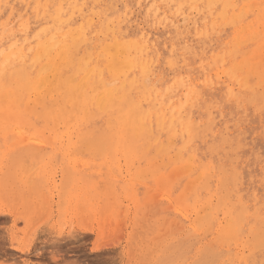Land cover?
<instances>
[{
  "label": "rangeland",
  "instance_id": "rangeland-1",
  "mask_svg": "<svg viewBox=\"0 0 264 264\" xmlns=\"http://www.w3.org/2000/svg\"><path fill=\"white\" fill-rule=\"evenodd\" d=\"M225 1L77 0L72 15L73 0H0V58L13 44L25 53L0 73L11 93L0 107L22 120L0 121V264H264V0ZM61 2L72 27L93 18L90 44L56 60L64 82L46 86L40 33L54 30ZM112 31L147 45L160 95L138 111L149 137L122 142L133 144L130 163L116 149L118 117L140 94L103 107L95 77L83 85L79 69L112 80L100 54ZM242 59L261 75L236 69ZM162 113L178 117L171 145ZM149 163L168 188L139 173ZM83 183L93 206L66 205Z\"/></svg>",
  "mask_w": 264,
  "mask_h": 264
},
{
  "label": "bare ground",
  "instance_id": "bare-ground-1",
  "mask_svg": "<svg viewBox=\"0 0 264 264\" xmlns=\"http://www.w3.org/2000/svg\"><path fill=\"white\" fill-rule=\"evenodd\" d=\"M210 4H215L216 2L225 3V7L230 5V2L225 0H208ZM77 8V0H73V9L71 14L73 15ZM46 8L44 12H46ZM65 11L63 7V2L54 10L53 20L55 21L54 30L50 28H45L41 31L40 36L42 41L39 43V55L44 57L50 63V70L52 79L49 80V75L45 74L41 76L40 81L46 85L51 86L56 84V82L61 81L60 68L55 67L56 60L60 61L61 65L67 63L69 57L73 56L75 52L78 51L81 45L89 48V37L88 29L91 26L93 18L88 20V24H82L79 27H72L71 22L66 23L64 19ZM72 18V16H71ZM73 20V18H72ZM22 28L24 31H27L28 23H22ZM242 31V30H241ZM240 32V31H239ZM112 37L110 40H105L104 44L100 46V54L103 57V62L106 70L112 76L110 82H106L103 77L102 70H92L89 69L87 64L85 66L80 65L79 69L85 73L83 78V85L89 83L90 79L95 77V81L98 83L100 89V100L103 107L109 106L117 100H126V91H136L139 93V99L132 103L130 106V114L120 115L119 125L121 126V132L116 136V149L122 153L128 162H132L135 157V150L133 149V144L129 146H122V142L129 135L134 139H139L141 136L147 135L149 137L148 131L146 129V120L145 117H137L139 115L138 111L142 109L143 101H152L157 103L159 101V93H156V82L150 77L149 70V61L146 59L147 56V45L141 44L139 41H134L131 39H125L122 36L117 35L114 31L111 32ZM243 34H237L234 37L236 43L241 42ZM256 51V50H255ZM25 58V53L23 47H19L17 44H13L10 50L3 54L0 58V73L3 74L6 66L11 62L12 59H19L23 61ZM88 61L87 57H84ZM242 67L236 69H245L246 72L252 73V71H257L255 65L248 59H242ZM46 71V72H47ZM66 72V71H65ZM232 72L235 73V70L232 69ZM259 75L263 71H257ZM155 76V75H154ZM261 77V76H260ZM64 81L60 82L62 84ZM55 86V85H54ZM11 95L10 92L4 93L3 86L0 85V98L6 96L7 99ZM86 95L84 94L83 97ZM85 99V98H84ZM166 115L162 113L159 121L157 122L161 129L167 128L169 131V142L171 145L174 137L177 136V126H178V117H175V113L171 114V117H165ZM0 121L5 124V126L21 122V117L15 112L14 107L1 106L0 107ZM113 125V121L110 122V126ZM186 129L190 131V124L186 125ZM74 145L72 142H69V145ZM67 154V153H66ZM61 164V163H60ZM57 168V167H56ZM158 166L155 163H149L148 166L141 170L139 173H152L155 176V180L161 186L168 188L170 185V179L165 178L159 171ZM75 170V169H74ZM203 170L201 173H204ZM132 174V173H131ZM203 175L199 177L201 179ZM80 178V173L75 170V182ZM132 180V179H130ZM196 181L190 183L187 187V191L191 192L194 190ZM92 187L84 186V183L79 186L76 191V188L73 187L68 197L66 198V205L78 204L84 208L88 206L92 207L95 203V196L92 194ZM50 196V195H49ZM228 212V210L226 211ZM225 212V213H226ZM221 229V228H220ZM228 235H234L237 231L236 222L228 225Z\"/></svg>",
  "mask_w": 264,
  "mask_h": 264
}]
</instances>
